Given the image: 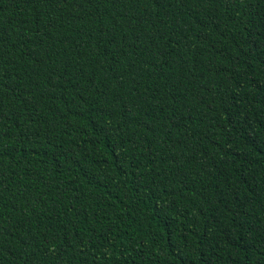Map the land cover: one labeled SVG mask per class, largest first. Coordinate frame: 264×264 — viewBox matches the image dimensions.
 I'll return each instance as SVG.
<instances>
[{
	"label": "trees",
	"instance_id": "16d2710c",
	"mask_svg": "<svg viewBox=\"0 0 264 264\" xmlns=\"http://www.w3.org/2000/svg\"><path fill=\"white\" fill-rule=\"evenodd\" d=\"M0 264H264V0H0Z\"/></svg>",
	"mask_w": 264,
	"mask_h": 264
}]
</instances>
